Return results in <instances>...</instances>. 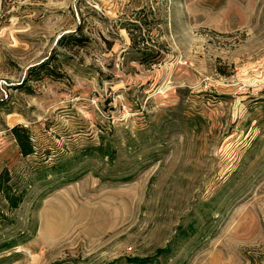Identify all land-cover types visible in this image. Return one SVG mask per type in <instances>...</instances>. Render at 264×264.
<instances>
[{
	"label": "rangeland",
	"instance_id": "1",
	"mask_svg": "<svg viewBox=\"0 0 264 264\" xmlns=\"http://www.w3.org/2000/svg\"><path fill=\"white\" fill-rule=\"evenodd\" d=\"M2 169L0 264H264V0H0Z\"/></svg>",
	"mask_w": 264,
	"mask_h": 264
},
{
	"label": "trees",
	"instance_id": "2",
	"mask_svg": "<svg viewBox=\"0 0 264 264\" xmlns=\"http://www.w3.org/2000/svg\"><path fill=\"white\" fill-rule=\"evenodd\" d=\"M143 59H145L144 61H142L143 63L147 61L146 57H143ZM47 67L49 66H47L46 64L38 66V68H35V70L31 72V75L35 74V72H37L39 69L48 71ZM9 132H10L12 139L16 143L19 155H21L22 158L32 156L35 153V147H34L33 141L31 140L29 130L26 127L15 125L9 130ZM66 166L67 165H63V164L57 165L55 167L57 169V173L66 172L67 171ZM11 178L12 177L10 175V171H8L7 169H2L0 173V193L6 194L8 196L11 194V190H13L12 185H10ZM66 178L67 179H65L63 183H68L69 181H71V178L69 177H66ZM9 200H11V203H12L13 198L11 197L9 198ZM0 217L3 220H8L7 217H5V215L1 211H0ZM17 245L18 244H17L16 238H11V240L9 241L0 243V250H9L12 247H15Z\"/></svg>",
	"mask_w": 264,
	"mask_h": 264
}]
</instances>
